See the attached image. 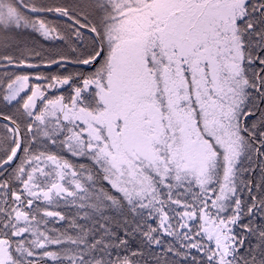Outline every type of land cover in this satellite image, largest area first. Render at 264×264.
Returning <instances> with one entry per match:
<instances>
[{
	"label": "snow or ice",
	"instance_id": "6c2138e0",
	"mask_svg": "<svg viewBox=\"0 0 264 264\" xmlns=\"http://www.w3.org/2000/svg\"><path fill=\"white\" fill-rule=\"evenodd\" d=\"M0 264H264V0H0Z\"/></svg>",
	"mask_w": 264,
	"mask_h": 264
}]
</instances>
